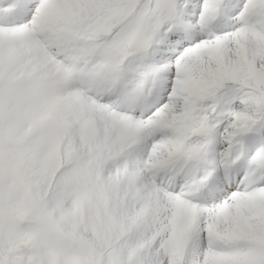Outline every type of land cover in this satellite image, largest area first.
I'll use <instances>...</instances> for the list:
<instances>
[{
  "label": "snow or ice",
  "instance_id": "1",
  "mask_svg": "<svg viewBox=\"0 0 264 264\" xmlns=\"http://www.w3.org/2000/svg\"><path fill=\"white\" fill-rule=\"evenodd\" d=\"M0 264H264V0H0Z\"/></svg>",
  "mask_w": 264,
  "mask_h": 264
}]
</instances>
